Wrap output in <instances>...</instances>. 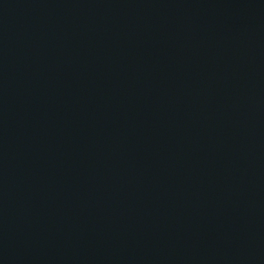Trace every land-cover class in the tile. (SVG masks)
Instances as JSON below:
<instances>
[{
    "label": "water",
    "instance_id": "1",
    "mask_svg": "<svg viewBox=\"0 0 264 264\" xmlns=\"http://www.w3.org/2000/svg\"><path fill=\"white\" fill-rule=\"evenodd\" d=\"M0 264H264V0H0Z\"/></svg>",
    "mask_w": 264,
    "mask_h": 264
}]
</instances>
